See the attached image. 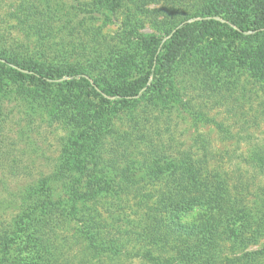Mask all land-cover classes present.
<instances>
[{"label":"rangeland","instance_id":"rangeland-1","mask_svg":"<svg viewBox=\"0 0 264 264\" xmlns=\"http://www.w3.org/2000/svg\"><path fill=\"white\" fill-rule=\"evenodd\" d=\"M259 1L222 0L228 9L209 15L200 13L203 0H0V48L16 59L73 65L120 90L142 84L169 32L197 25L173 81L131 105L78 78L35 84L0 66V158L15 162L0 183V224L19 221L11 194L53 175L60 162H69L71 183L50 182L54 203L68 208L78 195L114 226L137 211L126 199L158 188L149 175L164 173V157L207 152L211 168H248L254 146L264 144V35H238L226 24L235 27L228 11L253 12ZM203 213L198 206L180 218L196 222ZM79 225L63 223L62 235ZM20 252L16 242L0 244V264H14Z\"/></svg>","mask_w":264,"mask_h":264},{"label":"trees","instance_id":"trees-1","mask_svg":"<svg viewBox=\"0 0 264 264\" xmlns=\"http://www.w3.org/2000/svg\"><path fill=\"white\" fill-rule=\"evenodd\" d=\"M114 1L119 5L120 0ZM203 1V14L217 15L228 9L222 0ZM228 12L235 27L226 26L235 34L264 35V5L260 1L253 12ZM196 23L201 28L204 21ZM196 28L186 23L169 32L142 84L127 90L91 80L73 65L16 59V52L6 48H0V66L11 77L35 84L78 78L101 94L131 105L163 82L173 81L191 31ZM150 76L155 80L153 85ZM3 149L0 143V152ZM251 154L248 168L238 165L232 174L217 166L211 168L207 152L164 157V173L158 168L159 173L151 171L149 175L151 185L158 188L143 197L133 194L126 199L128 203L134 200L137 211L126 218V223H122L123 217H116L113 221H118V226L107 223L96 209L78 203V195L72 198L71 207L54 203L50 182L57 178L65 188L71 183L66 175L69 162H60L53 175L11 194L8 205H21L19 221L10 227L0 224V244H18L21 252L14 264H127V260L141 264H264V144L255 145ZM14 164L0 158V183L4 187V171ZM125 175L123 186L130 179ZM6 201L0 200V208ZM198 206L204 210L198 221L181 220V214ZM72 221L80 225L70 236L62 235L63 223Z\"/></svg>","mask_w":264,"mask_h":264}]
</instances>
